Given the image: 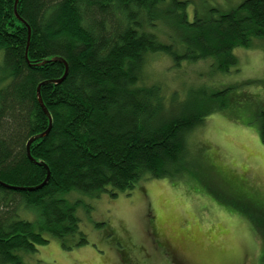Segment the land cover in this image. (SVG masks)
<instances>
[{"label":"trees","instance_id":"trees-1","mask_svg":"<svg viewBox=\"0 0 264 264\" xmlns=\"http://www.w3.org/2000/svg\"><path fill=\"white\" fill-rule=\"evenodd\" d=\"M186 2L0 0V264H24L23 253L48 241L43 233L86 242L62 194L115 195L180 174L188 134L214 109H203L202 93L182 97L152 79L153 58H211L227 72L235 47L264 38V0L192 21ZM159 17L175 30L168 43L156 39ZM257 116L264 142V109ZM43 132L29 144L31 160L27 141ZM22 205L36 220L19 218Z\"/></svg>","mask_w":264,"mask_h":264},{"label":"rangeland","instance_id":"rangeland-1","mask_svg":"<svg viewBox=\"0 0 264 264\" xmlns=\"http://www.w3.org/2000/svg\"><path fill=\"white\" fill-rule=\"evenodd\" d=\"M242 1L187 0L185 10L192 21ZM157 20L156 39L168 43L175 30ZM233 53L237 62L227 72L211 58L179 65L167 54L153 58L152 79L182 97L202 93L203 109H214L188 134L182 171L141 180L115 195L109 187L62 194L74 202L86 242L77 243L76 234L62 240L43 233L48 241L23 253L24 264H176L165 249L170 236L183 241V264H264V142L257 116L264 109V38ZM223 88H229L225 95L216 94ZM18 215L37 218L35 208L23 205Z\"/></svg>","mask_w":264,"mask_h":264},{"label":"flooded vegetation","instance_id":"flooded-vegetation-1","mask_svg":"<svg viewBox=\"0 0 264 264\" xmlns=\"http://www.w3.org/2000/svg\"><path fill=\"white\" fill-rule=\"evenodd\" d=\"M172 237L174 238V241L175 244L172 245L171 244V241L172 240ZM170 239V240H169ZM165 240V239H164ZM183 241L181 240V238H179L178 236L174 237V236H170L168 237V239H166L164 241L165 244H169L167 248H165L167 250V252L169 253V255H171L170 257H172V259L176 262H179L180 264H183V260L180 258V256L178 255V247H180V244L182 243ZM182 246H183V243H182Z\"/></svg>","mask_w":264,"mask_h":264},{"label":"water","instance_id":"water-1","mask_svg":"<svg viewBox=\"0 0 264 264\" xmlns=\"http://www.w3.org/2000/svg\"><path fill=\"white\" fill-rule=\"evenodd\" d=\"M15 1H17V0H15ZM15 3H16V2H15ZM28 32H29V29H28ZM60 61L64 63V61H63L62 59H61ZM64 65H65V70H64L63 77H64V76L66 75V73H67V66H66L65 63H64ZM62 79H63V78L58 79V80H55V82H59V81H61ZM36 96H37V100H38L39 104H40L41 107L43 108L45 114L48 116L49 121H50L49 113H48V111L46 110V108H45V106H44V104H43V102H42V99H41V97H40L39 86L37 87V90H36ZM49 125H50V124H49ZM44 134H45V132H43V133H41V134H37V135L31 137V138L27 141V144H26V151H27L28 157H29L31 160H32V158H31V156H30V154H29V144H30L31 141H33L34 139H37V138H39V137H42Z\"/></svg>","mask_w":264,"mask_h":264}]
</instances>
